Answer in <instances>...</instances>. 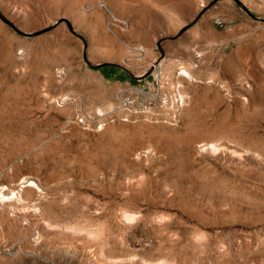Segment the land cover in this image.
<instances>
[{
	"label": "rangeland",
	"instance_id": "374dc122",
	"mask_svg": "<svg viewBox=\"0 0 264 264\" xmlns=\"http://www.w3.org/2000/svg\"><path fill=\"white\" fill-rule=\"evenodd\" d=\"M0 264H264V0H0Z\"/></svg>",
	"mask_w": 264,
	"mask_h": 264
},
{
	"label": "built area",
	"instance_id": "2783aa9c",
	"mask_svg": "<svg viewBox=\"0 0 264 264\" xmlns=\"http://www.w3.org/2000/svg\"><path fill=\"white\" fill-rule=\"evenodd\" d=\"M139 51V54L141 57L142 56V53H143V50L142 49H138ZM140 57V58H141ZM148 61H146L147 63ZM159 66H160V62L158 60H150L148 63H147V66L144 70V72L140 75V77H143V74L147 73V71L151 70L154 75H158L159 74ZM147 76L148 75H151L149 74V72L146 74ZM146 77H144L143 79H145ZM132 90H134L136 93H141L145 96V98L147 99H151L153 96L149 95V94H146L141 88H138V87H131ZM73 98L72 97H58V106H63L64 104H66L67 102H70L73 104ZM132 102L131 99H129L128 97L127 98H122V107H132ZM72 119V116H68L67 119H66V124L69 123ZM77 123L81 124L80 122V119L77 117L76 119H74Z\"/></svg>",
	"mask_w": 264,
	"mask_h": 264
},
{
	"label": "water",
	"instance_id": "95a60500",
	"mask_svg": "<svg viewBox=\"0 0 264 264\" xmlns=\"http://www.w3.org/2000/svg\"><path fill=\"white\" fill-rule=\"evenodd\" d=\"M104 65H110V66H116V67H120V65L116 64V63H111V62H106V63H100V64H95V65H92L91 66H94V67H102Z\"/></svg>",
	"mask_w": 264,
	"mask_h": 264
},
{
	"label": "bare ground",
	"instance_id": "6f19581e",
	"mask_svg": "<svg viewBox=\"0 0 264 264\" xmlns=\"http://www.w3.org/2000/svg\"><path fill=\"white\" fill-rule=\"evenodd\" d=\"M160 71V70H159ZM30 185V184H29Z\"/></svg>",
	"mask_w": 264,
	"mask_h": 264
},
{
	"label": "trees",
	"instance_id": "16d2710c",
	"mask_svg": "<svg viewBox=\"0 0 264 264\" xmlns=\"http://www.w3.org/2000/svg\"><path fill=\"white\" fill-rule=\"evenodd\" d=\"M99 68H101V67H99Z\"/></svg>",
	"mask_w": 264,
	"mask_h": 264
}]
</instances>
